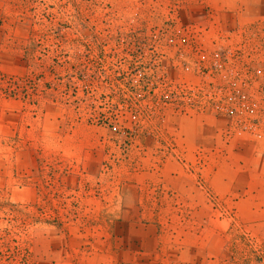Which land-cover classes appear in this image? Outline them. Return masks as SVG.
<instances>
[{"label": "rangeland", "instance_id": "rangeland-1", "mask_svg": "<svg viewBox=\"0 0 264 264\" xmlns=\"http://www.w3.org/2000/svg\"><path fill=\"white\" fill-rule=\"evenodd\" d=\"M261 141L264 0H0V264H264Z\"/></svg>", "mask_w": 264, "mask_h": 264}, {"label": "crops", "instance_id": "crops-1", "mask_svg": "<svg viewBox=\"0 0 264 264\" xmlns=\"http://www.w3.org/2000/svg\"><path fill=\"white\" fill-rule=\"evenodd\" d=\"M261 147H262V149L264 148V142L261 143L260 148ZM258 153L259 154H257L256 160L259 161V165L261 167V170H264V154H262L260 152H258ZM262 179H264V177H262ZM226 183L228 184L229 192L230 191H232V192H237L238 191V189L235 190L236 186L234 184V180L231 177L227 178ZM263 186L264 185L259 186V187H261V190L264 189ZM248 189L250 190L252 188H248ZM258 207H260V206H258V204H256V202H250V201H246L244 203H241V205L239 206L241 212L243 214L246 213L247 214V218H249L251 220H255V219H257V217H259V216L261 217L262 215H264V210H263V212L261 214L257 211Z\"/></svg>", "mask_w": 264, "mask_h": 264}, {"label": "built area", "instance_id": "built-area-1", "mask_svg": "<svg viewBox=\"0 0 264 264\" xmlns=\"http://www.w3.org/2000/svg\"><path fill=\"white\" fill-rule=\"evenodd\" d=\"M259 123L256 120H249V122L245 123L242 125V128L244 129V131L247 132H255V133H259L260 129H259Z\"/></svg>", "mask_w": 264, "mask_h": 264}]
</instances>
